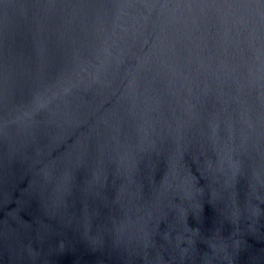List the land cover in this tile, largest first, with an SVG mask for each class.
I'll list each match as a JSON object with an SVG mask.
<instances>
[{"label": "water", "instance_id": "water-1", "mask_svg": "<svg viewBox=\"0 0 264 264\" xmlns=\"http://www.w3.org/2000/svg\"><path fill=\"white\" fill-rule=\"evenodd\" d=\"M0 264H264V0H0Z\"/></svg>", "mask_w": 264, "mask_h": 264}]
</instances>
